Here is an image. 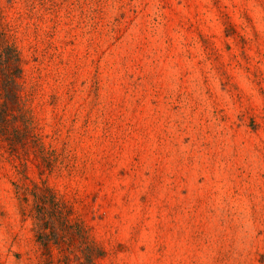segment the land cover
Masks as SVG:
<instances>
[{
  "label": "rangeland",
  "instance_id": "1",
  "mask_svg": "<svg viewBox=\"0 0 264 264\" xmlns=\"http://www.w3.org/2000/svg\"><path fill=\"white\" fill-rule=\"evenodd\" d=\"M0 264H264V0H0Z\"/></svg>",
  "mask_w": 264,
  "mask_h": 264
}]
</instances>
